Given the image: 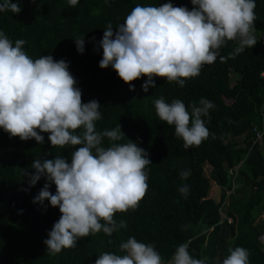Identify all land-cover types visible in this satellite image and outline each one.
<instances>
[{"label": "trees", "instance_id": "16d2710c", "mask_svg": "<svg viewBox=\"0 0 264 264\" xmlns=\"http://www.w3.org/2000/svg\"><path fill=\"white\" fill-rule=\"evenodd\" d=\"M3 0H0L2 3ZM21 11L0 12V30L13 42L26 41L23 50L33 60L51 55L54 60L68 62V70L77 81L82 102L96 100L101 118L96 130H112L118 124L124 137L111 141L103 137L102 145L134 142L148 153V189L136 210L117 212L114 219L126 222L111 236L103 231L77 240L73 248L50 255L43 243L60 218L58 207L47 199L44 204L33 198L46 183L41 177L29 186L36 159L56 156L71 162V154L81 145L53 147L49 133H40L44 142L34 138L21 140L0 128V264H95L104 252L125 255L120 244L129 237L153 244L166 264H170L176 248L188 244L193 258L207 257L206 264H217L236 246L246 248L250 264H264V245L258 236L264 229V137L250 145L253 127L264 125L260 115L264 106V0H255L254 35L257 43L246 47L235 58L230 57L238 41H228L212 64H205L199 76L187 79L185 86L154 77L155 87L147 92L142 76L129 84L120 79L111 66L100 68L103 49L99 41L109 24L113 33L136 6H160L172 3L191 10V0H78L70 7L68 0H12ZM84 39V51H77L75 40ZM230 72L235 79L230 83ZM163 97L171 103L180 99L191 113L200 106L201 98L215 104L208 117H202L210 136L198 147L185 149L174 125L161 121L154 101ZM228 102H227V101ZM77 129L74 134H81ZM209 167L208 176L203 166ZM238 165L234 176L229 169ZM190 170L187 179L180 173ZM233 177V184L232 179ZM210 182L221 189L218 200L209 198ZM49 191L56 186L49 182ZM188 186L187 197L178 189ZM25 189H27L25 191ZM226 191L228 193L226 194ZM223 203V204H222ZM219 208L225 217L220 218ZM22 210V211H21ZM226 218L230 221L227 222Z\"/></svg>", "mask_w": 264, "mask_h": 264}, {"label": "clouds", "instance_id": "9594fccd", "mask_svg": "<svg viewBox=\"0 0 264 264\" xmlns=\"http://www.w3.org/2000/svg\"><path fill=\"white\" fill-rule=\"evenodd\" d=\"M78 0H68L75 7ZM193 7L136 5L117 26L109 24L99 41L103 49L100 68L111 66L120 79L130 82L146 76L141 89L147 92L155 87L154 77L185 86V81L199 76L205 64H212L219 50L228 41H238L230 57L257 43L254 21L257 19L255 0H191ZM19 13L21 8L12 0L0 3V12ZM26 41L13 42L0 30V128L11 137L21 140L34 138L44 142L40 133H49L53 147L81 145L71 154V162L56 156L36 159L29 186L41 177L46 183L33 198L44 204L47 199L61 213L48 238L43 241L50 255L73 248L77 240L101 231L111 236L127 224L114 219L117 212L136 210L148 189L147 166L152 162L148 153L134 142L102 145L103 137L119 141L124 137L118 124L112 130L98 132L95 122L101 118L100 104L96 100L82 102L81 90L68 70V62L54 60L51 55L33 60L23 50ZM77 51L83 53V37L75 40ZM200 106H192L191 113L180 99L171 103L163 97L154 101L161 121L175 126L174 134L182 138L187 150L199 146L210 136L202 117L209 116L215 107L212 101L201 98ZM264 108V106L261 108ZM261 113V112H260ZM82 129L81 134L76 133ZM190 170L180 173L181 179L190 176ZM56 186L55 194L49 191ZM27 189H25L26 191ZM178 191L187 197L188 186ZM22 211V210H21ZM263 231V230H262ZM125 255L104 252L95 264H166L153 244L129 237L120 244ZM228 255L217 264H250L249 251L240 246L228 249ZM207 257L193 258L188 244H180L170 264H206Z\"/></svg>", "mask_w": 264, "mask_h": 264}, {"label": "built area", "instance_id": "2783aa9c", "mask_svg": "<svg viewBox=\"0 0 264 264\" xmlns=\"http://www.w3.org/2000/svg\"><path fill=\"white\" fill-rule=\"evenodd\" d=\"M259 41L262 44H264V33L260 35ZM260 76L264 77V69L261 71ZM260 115H261L262 118L264 117V108L262 109ZM252 131H253V135L249 139L250 140V145L255 143V142L259 143L262 140V138L264 137V125H263V123H261L260 127L254 126ZM237 167H238V165H236L233 168L229 169V172H230V174H232V176L235 175ZM231 181H232V184H233V177H232ZM227 193H228V191H226V194ZM219 214H220V218L221 219L225 217V215H224L223 211L221 210V208H219ZM226 220H227V222L230 221L229 218H226ZM258 240H259L260 243H262L264 245V229L261 232V234L258 236Z\"/></svg>", "mask_w": 264, "mask_h": 264}, {"label": "rangeland", "instance_id": "374dc122", "mask_svg": "<svg viewBox=\"0 0 264 264\" xmlns=\"http://www.w3.org/2000/svg\"><path fill=\"white\" fill-rule=\"evenodd\" d=\"M229 75H230V83L232 84L233 80L235 79V75L232 72H230ZM208 171H209V167L207 165H204L203 166V172L206 176H208ZM220 192H221V189L218 186H216L215 184H213V182H210V187H209L207 196L209 198H212L213 200H218ZM260 219L264 220V213H262V215H260Z\"/></svg>", "mask_w": 264, "mask_h": 264}]
</instances>
